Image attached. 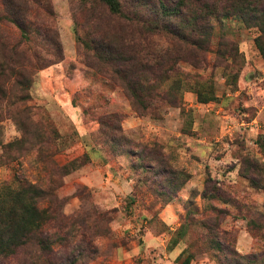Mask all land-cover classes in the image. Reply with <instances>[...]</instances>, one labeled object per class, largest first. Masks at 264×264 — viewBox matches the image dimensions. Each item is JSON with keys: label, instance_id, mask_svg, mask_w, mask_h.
I'll return each instance as SVG.
<instances>
[{"label": "rangeland", "instance_id": "374dc122", "mask_svg": "<svg viewBox=\"0 0 264 264\" xmlns=\"http://www.w3.org/2000/svg\"><path fill=\"white\" fill-rule=\"evenodd\" d=\"M118 1L120 16L96 0H0V65L15 72L0 97V181L52 182L60 223L76 222L58 230L57 264H264L262 30L211 19L204 63L139 23L160 25L161 4L180 0ZM93 40L125 65L134 55L127 73L148 93L130 98Z\"/></svg>", "mask_w": 264, "mask_h": 264}, {"label": "trees", "instance_id": "16d2710c", "mask_svg": "<svg viewBox=\"0 0 264 264\" xmlns=\"http://www.w3.org/2000/svg\"><path fill=\"white\" fill-rule=\"evenodd\" d=\"M102 4L111 16L121 15V5L118 0H96ZM181 3L173 6L161 4L162 22L149 27L145 20L139 22L146 34L149 31L163 32L168 35L170 45L179 42L178 48L183 45L191 46L203 55V62H206V55L210 52L211 39V19H223L230 16H238L246 24L258 26L264 34V0H180ZM191 2V3H190ZM22 32L24 29L20 27ZM148 32V33H147ZM256 40L258 48L263 51ZM93 40L94 51H98V56L105 60L111 68V77L117 75L122 80V88L134 101L143 97L147 90L146 85L141 82L138 85L134 76L127 73L131 67L129 59L135 60V56L125 61L121 60V55H117L112 44H108L109 51L104 48V43ZM169 44V43H168ZM16 50H14L15 52ZM22 55V54H21ZM201 60V62H202ZM6 66V65H5ZM168 66V65H167ZM159 72L150 73L148 82H153L155 86L159 79H166L172 73L174 65L172 63ZM151 71V70H149ZM108 73V72H106ZM15 72L11 68H4L0 65V97L4 96V89L7 88L8 79ZM159 74L162 76L158 77ZM129 76V77H128ZM14 78V82L20 90L24 88L22 84L28 82V76ZM153 91V89H151ZM24 91H20L23 94ZM166 102V91L164 93ZM14 96H12L13 98ZM156 97H161L157 95ZM26 98V95L16 97V100ZM12 100V99H11ZM2 150H7L9 144L1 145ZM52 154H49L51 156ZM74 162H70L60 167L62 175H67L75 170ZM61 214L58 213V199L54 194L52 182L46 185L33 183L25 178L16 176L11 184L0 181V264H57L54 262L53 247L57 244L59 237L58 230H65L66 236L72 234V227L75 221L68 220L60 223ZM63 225V226H62ZM74 262V261H73ZM70 264H74V263ZM187 264V259L183 262Z\"/></svg>", "mask_w": 264, "mask_h": 264}]
</instances>
